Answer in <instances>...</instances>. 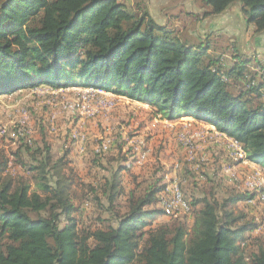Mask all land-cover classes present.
Wrapping results in <instances>:
<instances>
[{"label": "trees", "instance_id": "1", "mask_svg": "<svg viewBox=\"0 0 264 264\" xmlns=\"http://www.w3.org/2000/svg\"><path fill=\"white\" fill-rule=\"evenodd\" d=\"M200 1L207 16L239 3L247 24L264 32V0ZM140 3L0 0V96L47 84L116 93L170 120L187 115L215 125L264 168L261 60L234 46L227 64L211 52L209 35L193 40L158 23ZM46 137L35 142L20 132L11 137L15 148L0 147V264H264V245L250 243L259 223L231 208L255 193L218 198L203 185L184 194L191 227L180 217L148 228L165 214L164 167L126 191L121 173L130 165L100 163L108 173L86 183V197L110 217H101L104 226H81L69 168L73 148L56 157Z\"/></svg>", "mask_w": 264, "mask_h": 264}, {"label": "rangeland", "instance_id": "2", "mask_svg": "<svg viewBox=\"0 0 264 264\" xmlns=\"http://www.w3.org/2000/svg\"><path fill=\"white\" fill-rule=\"evenodd\" d=\"M140 1L147 5L158 23L174 31H181L193 40L209 35L211 52L222 56L227 64L232 63L234 46L264 64V32L258 33L254 25L247 24L241 4H233L221 14L207 16L209 7L200 0H127L130 5ZM191 11H195L192 12L195 16L187 15ZM110 93L47 84L1 95L0 147L15 148L17 139L11 137L16 138V133H26L35 142H41L45 134L53 155L59 157L68 146L76 150L77 142L80 150L69 155V159L80 156L77 164L70 160L69 168L75 178L72 192L81 211L77 217L83 227L104 226L107 223H102L101 217H110L94 205V196L86 197V183L94 175L108 173L100 163L109 169L119 164L130 165L129 170L121 173L129 189L138 182L143 184L155 170L165 167L168 173L165 182L172 195L164 200V212L169 214L167 203L174 196V188L181 191L188 206L190 203L184 194L188 196L192 191L198 194L203 185L218 198L230 193H255L253 200L241 201L231 208L259 223L260 227L251 234L250 243L257 247L264 245V168L248 159L239 141L216 126L196 122L195 117L192 121L185 120L192 117L187 115L170 120L155 106H144L137 103L141 101ZM94 159L98 163H94ZM10 173L16 174V167L11 166ZM117 203L116 209L124 211L126 197ZM190 209L191 206L188 215H162L148 228L180 217L191 227Z\"/></svg>", "mask_w": 264, "mask_h": 264}, {"label": "crops", "instance_id": "3", "mask_svg": "<svg viewBox=\"0 0 264 264\" xmlns=\"http://www.w3.org/2000/svg\"><path fill=\"white\" fill-rule=\"evenodd\" d=\"M191 12H194L195 13V11H191ZM106 92V91H105ZM108 93H110V92H108ZM110 94H112V93H110ZM137 103H139V104H143L144 106H150L149 104H147V103H144V102H137ZM187 119H185L186 121H192V120H195V119H193V117H190V118H188V117H186ZM196 122H199V123H201V124H203V125H207V126H211L212 128H214L215 127V125H212V124H210V123H208V122H206V121H203V120H196ZM216 128V127H215ZM217 129V128H216ZM75 145L77 146V151H79L80 149H79V146L77 145V142L75 143ZM74 145V146H75ZM76 150H72V152H71V154H70V156L72 155V154H74V153H76L77 151ZM82 152V151H81ZM245 154H246V152H245ZM247 155V154H246ZM80 156V155H79ZM79 156L78 157H76L75 159H73V158H70V160L71 161H73L75 164H77V161H78V158H79ZM165 168V167H164ZM166 169L167 168H165V172H166V176H168V173H167V171H166ZM91 181V180H90ZM125 184V183H124ZM125 186H126V191H128L129 190V188H127V185L125 184ZM162 193H164V194H162ZM161 194H162V196L164 197L165 195L167 196L166 198H164L163 199V197L161 196V194H160V203H159V206H161L162 207V205H163V203H164V200H168V199H170L171 198V195H172V193H171V190H169V189H167V187H166V189L162 192ZM163 199V200H162ZM163 209H164V206L162 207ZM165 215H169V214H167L166 212H165V214H164V216ZM186 215H188V214H186Z\"/></svg>", "mask_w": 264, "mask_h": 264}, {"label": "built area", "instance_id": "4", "mask_svg": "<svg viewBox=\"0 0 264 264\" xmlns=\"http://www.w3.org/2000/svg\"><path fill=\"white\" fill-rule=\"evenodd\" d=\"M264 77V70L262 71ZM264 200V198H262ZM175 214H189L186 205L183 203V198H180V205H169V216Z\"/></svg>", "mask_w": 264, "mask_h": 264}, {"label": "bare ground", "instance_id": "5", "mask_svg": "<svg viewBox=\"0 0 264 264\" xmlns=\"http://www.w3.org/2000/svg\"><path fill=\"white\" fill-rule=\"evenodd\" d=\"M180 198H182V193H181V191L178 189V188H174V196H173V198L171 199V201L169 202V203H167V206L169 207V205H171V204H173V205H180ZM183 203L186 205V208H187V210H189V207L190 206H188V204H187V202H185L184 200H183ZM166 206V207H167ZM167 207V208H168ZM169 209V208H168Z\"/></svg>", "mask_w": 264, "mask_h": 264}]
</instances>
